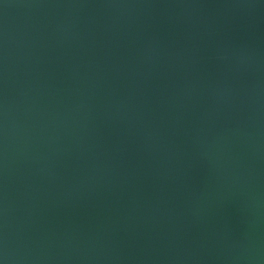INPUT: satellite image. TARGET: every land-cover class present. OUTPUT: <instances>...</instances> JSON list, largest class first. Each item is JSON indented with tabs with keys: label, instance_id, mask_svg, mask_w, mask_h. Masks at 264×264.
<instances>
[{
	"label": "water",
	"instance_id": "obj_1",
	"mask_svg": "<svg viewBox=\"0 0 264 264\" xmlns=\"http://www.w3.org/2000/svg\"><path fill=\"white\" fill-rule=\"evenodd\" d=\"M0 264H264V0H0Z\"/></svg>",
	"mask_w": 264,
	"mask_h": 264
}]
</instances>
